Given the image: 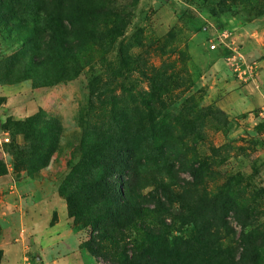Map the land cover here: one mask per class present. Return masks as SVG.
Instances as JSON below:
<instances>
[{"label":"rangeland","instance_id":"obj_1","mask_svg":"<svg viewBox=\"0 0 264 264\" xmlns=\"http://www.w3.org/2000/svg\"><path fill=\"white\" fill-rule=\"evenodd\" d=\"M98 133L122 138L112 156L123 142L169 236L195 232V218L216 232L221 263L264 264V0H0V264H43L34 234L68 215V177ZM101 177L75 178L76 201L101 207ZM68 217L81 243L99 235ZM122 229L132 254L141 234Z\"/></svg>","mask_w":264,"mask_h":264},{"label":"trees","instance_id":"obj_2","mask_svg":"<svg viewBox=\"0 0 264 264\" xmlns=\"http://www.w3.org/2000/svg\"><path fill=\"white\" fill-rule=\"evenodd\" d=\"M57 38L59 39L57 56L61 57L65 55L63 52L65 35L63 39L59 38V36ZM60 71L62 72H57L52 77V83L68 78L69 70L62 67ZM108 135L110 134L101 135L98 133L96 137L100 141L89 145L87 152H85L87 156L81 159L71 170L68 177V180H72L70 184L71 192L63 193L68 205V215L73 217L75 221L85 220L86 223L94 224L92 233L100 230L98 236L91 235L88 241L81 243V246L91 255L96 256L100 250L104 249L106 242L112 243V247L115 244L118 247L117 251L113 252L114 254L111 252L107 253V255L111 254L113 256L108 255L111 260L107 261V264H223L217 259V256H222L224 253L220 239L217 237L213 239V233L216 234V232L208 226H198L195 218L187 219L189 223L195 225V232L185 238L169 236L168 231L164 229L168 224L160 219L163 209L160 196L157 197L158 200L151 207L149 205L150 201L147 200L150 193H142V189L147 187V183L142 185L139 182L136 177L137 171L132 174L131 171H134V167L131 161L125 158V149L122 147L123 142H117L119 144L117 146L119 152L117 155L112 156L114 151L111 148L115 143L113 141L122 140V138L119 136L114 137L113 135V139L109 138ZM143 157L145 163H140V166L146 168L149 162L146 160L148 156L145 157L144 155ZM111 159L112 161L116 160V164L114 162L109 163ZM106 161H108V164ZM95 170L102 171V177L97 183L105 196L101 207L89 203L87 197L81 193H78L77 202L74 195L78 190V182L75 178L80 181L85 180ZM156 177H152L155 178L152 180V184L155 185L154 187L157 191L161 192V196L168 197L169 202L172 203L174 200L170 198L172 194L170 185L165 182L163 177L161 179ZM90 183H93V186L95 185L91 180L86 184H82L85 188L91 189L93 187L86 186ZM122 212H127V214L131 215L128 218L124 216L125 219H123L120 216ZM149 216L152 219L155 218V225L145 223L138 225L137 218L143 219ZM120 220L122 222H119ZM120 223L122 226L119 225V230L110 228L112 224L118 225ZM125 227L137 229L141 234V241L135 244V251L132 254L128 253L127 248L122 249L119 245L121 235L118 233L121 231L122 234V228ZM99 241L101 243L98 244L97 242ZM104 241L105 244L102 243ZM167 259L170 262H164Z\"/></svg>","mask_w":264,"mask_h":264},{"label":"crops","instance_id":"obj_3","mask_svg":"<svg viewBox=\"0 0 264 264\" xmlns=\"http://www.w3.org/2000/svg\"><path fill=\"white\" fill-rule=\"evenodd\" d=\"M30 225L31 229L38 230V223ZM45 226L48 228L45 235L41 227L39 236L37 232L34 234V239L41 240L43 264H94L93 256L81 246V239L73 230L67 211L63 217L58 212L56 219L52 223L48 220Z\"/></svg>","mask_w":264,"mask_h":264},{"label":"built area","instance_id":"obj_4","mask_svg":"<svg viewBox=\"0 0 264 264\" xmlns=\"http://www.w3.org/2000/svg\"><path fill=\"white\" fill-rule=\"evenodd\" d=\"M214 47H215V44H211V48H214ZM3 140H4V141H8L9 138L5 136V137L3 138Z\"/></svg>","mask_w":264,"mask_h":264}]
</instances>
